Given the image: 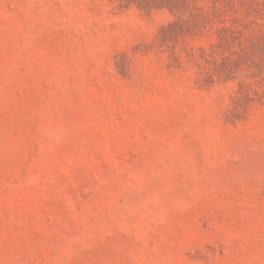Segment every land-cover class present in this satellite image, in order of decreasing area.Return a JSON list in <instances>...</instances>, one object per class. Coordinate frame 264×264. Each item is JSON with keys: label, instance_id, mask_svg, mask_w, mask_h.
I'll return each mask as SVG.
<instances>
[{"label": "rangeland", "instance_id": "rangeland-1", "mask_svg": "<svg viewBox=\"0 0 264 264\" xmlns=\"http://www.w3.org/2000/svg\"><path fill=\"white\" fill-rule=\"evenodd\" d=\"M153 1L0 0V264H264V0Z\"/></svg>", "mask_w": 264, "mask_h": 264}, {"label": "trees", "instance_id": "trees-1", "mask_svg": "<svg viewBox=\"0 0 264 264\" xmlns=\"http://www.w3.org/2000/svg\"><path fill=\"white\" fill-rule=\"evenodd\" d=\"M151 2L153 0H150ZM136 2H139V1H136ZM155 1H153L154 3ZM171 2V1H170ZM171 4V3H170ZM140 8L142 9H145V8H148V6L150 5H138ZM153 6V5H152ZM173 6V5H172ZM149 8H152V7H149ZM191 24H194L193 22H191ZM188 25L183 21V20H178V21H174L170 24H168V26L166 27H163L160 32H159V38L160 40L162 41H166L168 40V38H170L173 34H176V30H181L183 31L184 27H187ZM171 32V33H170ZM235 106H234V109H240V108H243L244 106L242 105V103H240L239 101L238 102H234ZM245 108V107H244Z\"/></svg>", "mask_w": 264, "mask_h": 264}]
</instances>
